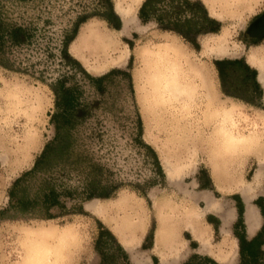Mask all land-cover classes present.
Instances as JSON below:
<instances>
[{
  "label": "rangeland",
  "instance_id": "1",
  "mask_svg": "<svg viewBox=\"0 0 264 264\" xmlns=\"http://www.w3.org/2000/svg\"><path fill=\"white\" fill-rule=\"evenodd\" d=\"M191 1L203 3L202 0ZM110 3L114 7V0H0V30L19 26L28 35L27 41L20 45L11 43L8 38L0 42V210L8 204V191L13 181L33 166L45 144L52 141L55 136V128L51 123V114L55 111V97L51 88L56 85V81L63 80L66 87L79 86L82 90L80 94L82 101L89 104L87 118L77 123L71 130L72 147L70 153L63 158L67 160L63 162L59 160L57 154L51 153L48 160L49 169L37 175L40 178L50 179L57 189L64 191L60 197L62 208L51 210L52 219H40L30 215L3 219L0 216V264L22 262L25 255V246L22 245L24 232L26 233L28 228L38 230L49 226H56L59 231L72 227L78 232L81 247L74 255L71 264H98L100 256L94 244L101 227L108 229L120 243L114 231L122 229L123 213H129L133 218L134 210H137L135 212L138 216L133 219H141L144 228L138 236L135 249L132 252L125 249L128 252V262L121 258L116 244L106 236L100 241V250L105 253L107 264H133L131 260L133 252L141 255L148 264H158L151 252L142 249V245L148 247L151 244V230L158 222V210L163 211L166 208L173 219H179L185 208H193L202 214L199 205L195 203L196 195L200 191L195 185V179L203 180L211 171L209 157L214 146L215 127V122L207 120L204 116L203 101H198L187 119L189 132L183 139V150L174 152L173 148H170L174 154L171 161L181 164L172 178L162 167L156 149V146L164 147L163 143L166 139L174 134L168 126L169 122L163 121L166 129L155 134L156 146L145 139L138 90L140 87L148 88L149 84H146L147 82L140 75L137 82L134 80V74H140L143 65L134 57L133 51L143 44L151 46L157 43L156 36H173L184 44L192 55L198 57L203 42H208L210 46L219 35L226 33L227 43L231 48L230 54L216 56L208 53L202 60L213 68L217 91L224 107L238 106L235 107L237 122L234 133L248 134L251 131L262 130L259 116L262 114L264 117V105L261 103V96H246L257 106L228 98L219 89L213 62L223 58L245 59L254 46L264 48V38H250L248 32L252 23L264 15V0H215L213 9L219 19L210 17L219 22V32L205 34L197 39L193 37L192 41H187L175 33L163 31L155 22L142 24L137 19V10L136 24L126 34L119 36L122 50L125 48L123 43H126L130 49L126 63L113 64L98 72L90 73L70 54L69 46L90 22L98 20L109 30L117 31L111 24L117 25L118 18L120 20L121 18L115 9L114 12L110 9ZM82 19L86 21L81 24ZM75 32V37L66 46L65 38L74 36ZM254 41L256 42L253 43ZM65 52L94 76L103 75L112 69L129 73L134 93L131 91L129 79L120 74L113 75L106 82L103 94L97 93L88 84L82 68L69 63L64 58ZM87 64L93 65L91 61ZM18 88L22 91L19 94L24 103L34 102L37 95L46 101L38 126V147L25 163L10 154L13 149L10 141L18 133V126L14 124L12 113H8L9 100L5 95ZM235 92L244 95L241 90ZM138 116L142 124L141 137L138 134ZM141 141L151 145L155 150L164 173L157 170L154 153L144 147ZM79 157L81 160L73 166L71 163ZM262 159L264 153H245L232 162L235 163V169H223L221 173L223 176H230L236 182V188L238 184H245L251 180L254 175L253 184L244 188L250 190L248 193L253 198L254 190L260 185L264 176L262 173L261 177L255 180L254 172ZM87 163L98 167L95 171H89ZM94 179L100 181L102 185L113 187L110 198L90 200L84 198L86 196L84 188ZM30 186L31 184L29 188L32 189L33 187ZM95 202L102 207L99 213L95 212L96 207L93 205L96 204ZM116 203L120 204L121 208L114 207ZM7 215L12 214L7 213ZM183 231L185 230L180 232L181 238L190 243L192 236ZM121 232L123 236H129L127 231L122 229ZM226 238L234 247L231 250L232 262L236 256V245L227 230ZM188 245L195 247L194 243ZM188 257L190 261L193 256L188 255ZM192 263L196 264V260L194 259Z\"/></svg>",
  "mask_w": 264,
  "mask_h": 264
},
{
  "label": "bare ground",
  "instance_id": "2",
  "mask_svg": "<svg viewBox=\"0 0 264 264\" xmlns=\"http://www.w3.org/2000/svg\"><path fill=\"white\" fill-rule=\"evenodd\" d=\"M143 1L114 0L115 12L122 20L121 29L114 32L101 21L90 22L70 44V54L79 60L90 73L98 72L113 64L123 65L126 63L130 49L126 43H123L125 48L122 50L119 36L126 34L136 24V12ZM202 2L208 9L209 15L219 19L213 9L215 0H202ZM156 40L157 43L151 46L143 44L134 49V57L143 65L140 74H134V80L137 82L140 75L147 82L146 84H149L148 88L140 87L142 92L140 89L138 90L145 139L156 146L155 134L166 129V124L162 123L163 121L169 122L168 126L174 132L163 143L164 147L156 146L162 167L167 175L172 178L181 167L180 163L171 161L174 154L170 148H173L174 152L183 150V139L189 132L187 119L192 113L193 107L200 100L204 103L206 119L215 122L214 146L209 158L211 171L216 179L222 176L221 170L225 169L227 162L232 163L235 158L249 152L264 153L263 115L259 116L262 130L251 131L248 134L234 133L237 122L235 107L238 106L224 107L217 91L213 68L202 60L208 53L216 56L230 54L231 48L227 43V34L219 35L210 46L208 42H203L202 51L198 57L192 55L185 45L173 36H156ZM88 61H91L93 65H88ZM246 61L256 68L259 83L264 90V48L254 46L247 54ZM14 90V92L5 95V98L9 100L8 113H12L14 124L18 126V133L10 141L13 148L10 154L25 163L38 147V126L46 101L37 95L34 102L27 103L25 101L24 103L19 94L22 92L20 88ZM262 173L264 174V161L259 163L255 180H258ZM249 191L248 189L244 190V197L249 204L246 221L251 234L259 220L254 206L250 203L252 195L248 193ZM95 203L93 204L96 207L95 212L99 213L102 207L100 204L97 205V202ZM211 204L213 205V203ZM114 207L119 209L121 205L116 203ZM157 209H159L158 206ZM165 209L158 210V222L154 236L153 251L159 257L160 264L167 260L178 264L177 262L184 252L185 240L180 235L183 229L194 240L199 241L201 248L209 249L208 247H211L210 252H213L217 260L225 262L227 259L226 263H231V250L234 247L226 238V229L223 238L212 248L207 228L201 221L202 214L193 208H185L179 219H173ZM135 211L137 210H134L133 218L138 216ZM133 218L129 213H123L121 226L129 236H123L122 229L114 231L120 239V244L130 252L135 249L138 236L144 228L141 219ZM231 220L232 216L228 214L224 219V226ZM24 235L22 245L25 246V255L21 264H71L74 255L81 247L78 232L72 227L62 229V231L57 230L56 226L38 230H29L28 228ZM131 255L133 264H148L141 255L135 254V252Z\"/></svg>",
  "mask_w": 264,
  "mask_h": 264
},
{
  "label": "trees",
  "instance_id": "3",
  "mask_svg": "<svg viewBox=\"0 0 264 264\" xmlns=\"http://www.w3.org/2000/svg\"><path fill=\"white\" fill-rule=\"evenodd\" d=\"M110 9L114 12L113 4L110 5ZM185 14L187 16H185ZM137 16L142 24L155 22L163 31L175 33L187 41H192L193 37L197 39L199 36L205 34H216L220 29L219 22L210 17L207 9L201 1L144 0L138 9ZM85 21L86 19H82L80 20V23L82 24ZM111 26L118 30L121 26L120 19L118 18L117 25L111 24ZM75 35L76 32L74 33V36L71 35L65 38L66 46L69 45ZM6 38H8L11 43L20 45L27 41L28 35L24 32L23 28L16 26L0 30V42ZM63 56L69 63L82 68L88 84L97 93L103 94L106 82L115 74L126 76L130 81L131 91L134 93L132 78L129 73L120 69H112L103 75L94 76L83 69L80 63L69 57L66 52ZM244 61V58H240V60L223 59L216 60L213 64L218 73V78L224 92L234 97L249 101L250 99L246 96L255 95L256 93L260 97L262 94V88L257 81V71L251 70V76L249 77L247 74L249 67L246 66ZM51 89L55 97V111L51 114V123L55 128V136L52 141L45 144L40 155H38L35 159L33 166L22 172L11 184L8 191V204L4 209L0 210V216L3 219L26 215L34 216L40 219H52L53 215L51 210L53 208H62L63 206L60 197L64 194V191L57 189L50 179L40 178L37 177V175L49 169L50 166L48 165V160L51 153L57 154L59 156V160H62L63 162L67 160L63 158L70 153V148L72 147L71 130L77 123H80L87 118L86 112L88 111L89 104L82 101L80 97L82 90L77 85L66 87L64 81L58 79L56 81V85L54 87L52 86ZM236 90L243 91L244 95L237 94L235 92ZM137 123L138 134L141 137L142 124L139 116ZM141 142L144 147L154 153L157 170L159 172H163L153 149L146 145L143 141ZM80 160V157L76 158L71 164L75 166ZM86 161L89 162L88 160ZM87 167L89 171H95L98 166L88 164ZM30 184L33 187L32 189L29 188ZM113 190L112 186L102 185L100 181L95 179L90 180L84 188V193L86 194L84 198L87 200L94 198L108 199L111 197ZM7 213H11L12 215H7ZM240 222H242V211L239 209V223ZM104 236L116 244V248L119 251L121 258L128 262L127 254L119 245L114 235L108 229L101 227L94 244L95 250L101 255L100 264H107V257L105 253L100 250L99 246L100 241ZM255 241L256 239L253 242L248 243V246L250 247V249H248V253L252 262L257 259V254H255L253 249ZM194 259L195 256L191 258L188 264H193L192 262Z\"/></svg>",
  "mask_w": 264,
  "mask_h": 264
},
{
  "label": "crops",
  "instance_id": "4",
  "mask_svg": "<svg viewBox=\"0 0 264 264\" xmlns=\"http://www.w3.org/2000/svg\"><path fill=\"white\" fill-rule=\"evenodd\" d=\"M120 22H121V26H120L121 28L122 21L120 20ZM223 59H217V60H223ZM225 59L240 60L239 57L225 58ZM244 62L246 66L249 67V71H247V74L250 77L251 70H256V68L251 64H249L246 61V58ZM216 74H217L219 89L228 98L235 99L247 105L257 106V104L252 100L246 101L224 92L221 83L219 81L217 71ZM257 81L259 83L258 72H257ZM255 95L257 94L255 93ZM261 103L264 105L263 88L261 94ZM148 146L151 147V145ZM153 151L155 152L154 149ZM261 161H264V159H262ZM259 163L260 162H258L257 169L255 170L254 174L259 168L258 167ZM235 168H236L235 163H227L225 167V169L227 170H233ZM252 179L247 181L245 184L242 183H240V185L238 184L237 188H236L237 186L236 182H234L230 176L226 177L222 175L220 176V178L216 179L212 171H210V173L203 179L204 181L199 178L195 179V185L198 188H200L199 193H197L196 195L195 203L199 205V209L202 212L201 221L203 222L204 226L207 228L210 246H212L213 248L221 240L225 229L228 231L231 238H233L235 241L236 256L235 259L229 264H264V176L260 182V185L254 190L255 196L251 199V202L249 201L254 206L259 220L256 228L250 234L248 230L249 226L246 221V212L249 204L248 202H246L244 197V188L249 187L251 183L253 184ZM211 203H213V205ZM239 209L242 211V222L240 223H239ZM228 214H231L232 220L230 221L229 224L224 226V219ZM156 227H157V223L156 226L151 230V237H152L151 244L148 247H144V245H142V249H147L149 252H151L153 258L158 261V264H160L159 257L152 251L154 246V239H155L154 236L156 232ZM183 232H187V231H183ZM255 239L256 241L253 249L255 251V254H257V259L254 262H252L250 260L248 253V249H250L248 243L253 242ZM184 240H185L184 252L180 256L177 262L178 264H188L189 263L188 255H190L191 257L195 256L196 264H227L226 263L227 259H225V262L223 261L221 262L215 258L213 252H210L211 247H208L209 249L201 248L199 241L194 240L192 237L190 243L188 240L186 239ZM191 243H194L195 247L188 245ZM122 249L125 251L128 257V252L123 247ZM99 256H100V261L98 264L101 263V255L99 254ZM163 264H174V262L167 260Z\"/></svg>",
  "mask_w": 264,
  "mask_h": 264
},
{
  "label": "water",
  "instance_id": "5",
  "mask_svg": "<svg viewBox=\"0 0 264 264\" xmlns=\"http://www.w3.org/2000/svg\"><path fill=\"white\" fill-rule=\"evenodd\" d=\"M249 36H253V39L264 38V15L256 19L249 27Z\"/></svg>",
  "mask_w": 264,
  "mask_h": 264
},
{
  "label": "flooded vegetation",
  "instance_id": "6",
  "mask_svg": "<svg viewBox=\"0 0 264 264\" xmlns=\"http://www.w3.org/2000/svg\"><path fill=\"white\" fill-rule=\"evenodd\" d=\"M250 38H253V36L250 35ZM256 41H254L253 43H255ZM255 45V44H254Z\"/></svg>",
  "mask_w": 264,
  "mask_h": 264
}]
</instances>
